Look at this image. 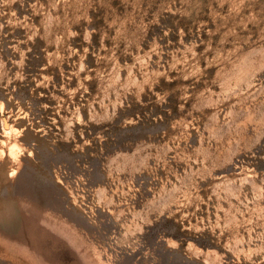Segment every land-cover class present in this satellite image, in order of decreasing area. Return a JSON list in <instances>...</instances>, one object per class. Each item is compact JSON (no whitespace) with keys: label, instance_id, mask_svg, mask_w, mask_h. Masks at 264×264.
Returning a JSON list of instances; mask_svg holds the SVG:
<instances>
[{"label":"rangeland","instance_id":"1","mask_svg":"<svg viewBox=\"0 0 264 264\" xmlns=\"http://www.w3.org/2000/svg\"><path fill=\"white\" fill-rule=\"evenodd\" d=\"M0 264H264V0H0Z\"/></svg>","mask_w":264,"mask_h":264},{"label":"bare ground","instance_id":"2","mask_svg":"<svg viewBox=\"0 0 264 264\" xmlns=\"http://www.w3.org/2000/svg\"><path fill=\"white\" fill-rule=\"evenodd\" d=\"M1 123H2V129H3V131H4V134H9V133H11V132H13L14 130H13V127L12 126H6L5 125V122H4V120L3 121H1ZM13 133H15V132H13ZM19 149V147L14 143V144H12L11 146L9 145V149H8V151H9V154H11V156L12 155H14L15 154V152H17V150ZM16 155V154H15ZM15 155H14V157H15ZM13 157V156H12ZM1 175H6V174H4V172H2L1 173Z\"/></svg>","mask_w":264,"mask_h":264}]
</instances>
